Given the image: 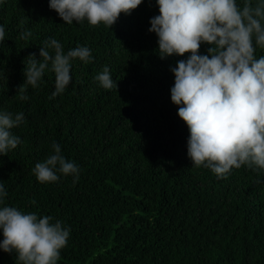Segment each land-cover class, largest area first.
I'll return each instance as SVG.
<instances>
[{
    "label": "trees",
    "instance_id": "16d2710c",
    "mask_svg": "<svg viewBox=\"0 0 264 264\" xmlns=\"http://www.w3.org/2000/svg\"><path fill=\"white\" fill-rule=\"evenodd\" d=\"M49 3L0 0V111L25 116L12 130L22 143L0 156L4 204L70 229L57 264H264V170L242 166L218 178L192 165L190 132L171 101V69L190 54L160 58L149 32L157 0L121 13L111 28L67 25ZM26 30L32 36L18 39ZM51 38L65 53L87 46L93 59L72 62L63 94L49 99L55 76L46 71L21 100L25 61L32 54L39 61ZM209 47L201 44L199 54ZM105 66L117 89L95 80ZM53 142L79 166L76 183L59 173L57 182L36 179L33 168L53 154ZM0 264L19 261L0 249Z\"/></svg>",
    "mask_w": 264,
    "mask_h": 264
},
{
    "label": "clouds",
    "instance_id": "9594fccd",
    "mask_svg": "<svg viewBox=\"0 0 264 264\" xmlns=\"http://www.w3.org/2000/svg\"><path fill=\"white\" fill-rule=\"evenodd\" d=\"M143 0H50L67 25L87 21L90 26L101 23L111 28L121 13L130 15ZM159 15L150 20V33L158 37L161 59L176 54H190L179 60L175 68L171 101L178 116L186 123L190 137L188 156L195 167H206L218 178H226L235 168L247 166L264 170V56L256 57L257 48L264 49V0H157ZM30 30L18 39L27 41ZM5 28L0 26V43ZM201 44L208 54L201 55ZM40 60L35 54L25 61V83L18 89L19 98L28 100V87L37 88L46 71L54 73L55 91L49 99L63 94L72 81L75 60L89 63L92 50L77 46L65 53L55 38L44 42ZM95 80L103 89H117L107 66ZM182 105V106H181ZM25 122L23 112L0 111V156L16 149L22 140L13 129ZM53 154L33 168L40 183L57 182L59 174L74 177L80 168L68 160L61 147L53 142ZM8 192L0 182V249L16 254L19 264H57L61 250L67 246L70 229L51 216L25 213L4 204Z\"/></svg>",
    "mask_w": 264,
    "mask_h": 264
}]
</instances>
